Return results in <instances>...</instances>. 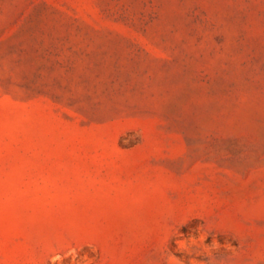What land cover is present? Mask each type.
Listing matches in <instances>:
<instances>
[{
    "label": "rangeland",
    "instance_id": "1",
    "mask_svg": "<svg viewBox=\"0 0 264 264\" xmlns=\"http://www.w3.org/2000/svg\"><path fill=\"white\" fill-rule=\"evenodd\" d=\"M0 264H264V0H0Z\"/></svg>",
    "mask_w": 264,
    "mask_h": 264
}]
</instances>
